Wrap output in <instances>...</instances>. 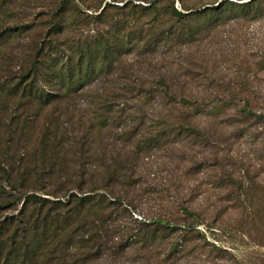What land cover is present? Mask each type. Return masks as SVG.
I'll return each instance as SVG.
<instances>
[{
    "label": "rangeland",
    "instance_id": "1",
    "mask_svg": "<svg viewBox=\"0 0 264 264\" xmlns=\"http://www.w3.org/2000/svg\"><path fill=\"white\" fill-rule=\"evenodd\" d=\"M54 1L0 0V30L43 23ZM149 1L123 22L133 43L74 100L7 105L23 134L0 126V168L30 193L88 200L67 203L69 233L38 264H263L264 220L245 205L264 202V0H135ZM32 35L1 53L13 72Z\"/></svg>",
    "mask_w": 264,
    "mask_h": 264
},
{
    "label": "trees",
    "instance_id": "2",
    "mask_svg": "<svg viewBox=\"0 0 264 264\" xmlns=\"http://www.w3.org/2000/svg\"><path fill=\"white\" fill-rule=\"evenodd\" d=\"M111 1L103 0L96 6L83 3L82 0L54 1L55 11L51 17L38 24L48 26L46 35L39 31L38 25L0 30V126L13 127L9 133L15 142L23 134L14 128L15 123L22 122L21 113L7 115V105L15 103L30 107L38 104L45 108L52 103L74 100L80 90L102 78L107 68L114 67L118 54L125 51L128 43H133L132 32L126 30L123 33L124 20L126 22L132 13L150 12L158 3L149 1L145 5L135 0ZM95 8L94 11L98 13L87 12ZM92 24H98L93 34L89 31ZM99 25L103 27L99 28ZM105 25L121 28L107 36ZM23 32L33 35L22 58L24 64L21 70L13 72L9 68L10 57L1 53L12 39ZM244 113L248 117L251 111L244 110ZM260 115L255 116L262 117ZM5 120H9L8 123ZM53 131L58 132L57 129L49 128L43 134L48 132L56 135ZM42 144L45 149L58 146L51 143L48 137L44 138ZM0 152L4 153L3 150ZM0 172L12 189L22 192L18 197L0 183V264H38L40 258L44 260L50 250L56 251L55 248L69 233L73 214L65 211L67 203L76 201L75 209L82 211L88 200L76 193H71L65 202L36 192L30 193L29 186L16 182L14 172L6 168H0ZM21 201L22 208L17 214L5 215L3 218L1 210L11 207L17 209ZM245 207L258 222V227L262 228L264 202H251ZM152 221L170 226L160 218Z\"/></svg>",
    "mask_w": 264,
    "mask_h": 264
}]
</instances>
